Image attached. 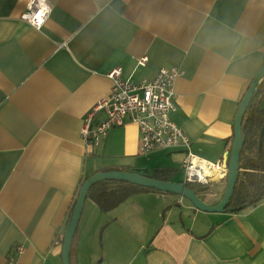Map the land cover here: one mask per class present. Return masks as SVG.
Here are the masks:
<instances>
[{
  "label": "crops",
  "instance_id": "0c3cea01",
  "mask_svg": "<svg viewBox=\"0 0 264 264\" xmlns=\"http://www.w3.org/2000/svg\"><path fill=\"white\" fill-rule=\"evenodd\" d=\"M29 1L0 0V264L18 246L21 264H62L90 177L172 169L170 182L185 181L187 148L143 153L129 119L85 143L86 117L111 94L109 73L141 83L181 69L171 119L195 155L228 164L236 113L264 66V0H51L39 30L21 20ZM223 183L201 201L217 205ZM85 218L71 264H264V200L208 213L140 191L109 213L93 202Z\"/></svg>",
  "mask_w": 264,
  "mask_h": 264
},
{
  "label": "built area",
  "instance_id": "2783aa9c",
  "mask_svg": "<svg viewBox=\"0 0 264 264\" xmlns=\"http://www.w3.org/2000/svg\"><path fill=\"white\" fill-rule=\"evenodd\" d=\"M43 9V14L39 15ZM52 13L51 0H30L21 20L35 29H41ZM39 17V18H38ZM143 59L141 63H145ZM184 72L176 67L162 68L155 79L134 83L121 78V69L109 73L113 86L108 98L99 101L88 114L82 128L86 144H97L113 127L123 126L127 119L139 129L140 149L143 153L178 146L187 148L183 161L185 183L210 185V179L218 176L221 182L227 178L230 162L212 163L195 155L191 141L171 119L176 107L175 82ZM24 252L18 246L9 253L8 264H21Z\"/></svg>",
  "mask_w": 264,
  "mask_h": 264
},
{
  "label": "trees",
  "instance_id": "16d2710c",
  "mask_svg": "<svg viewBox=\"0 0 264 264\" xmlns=\"http://www.w3.org/2000/svg\"><path fill=\"white\" fill-rule=\"evenodd\" d=\"M241 136L244 138V145L239 160L240 173L231 202L226 208V211L231 212L256 205L264 200V80L257 86L247 108L241 126ZM173 175L174 170L161 169L150 178L169 182ZM223 182L226 187V179ZM187 185L196 190L198 195L208 193L211 188V184ZM140 191L167 194L122 181L108 180L95 183L89 190L87 199L92 200L102 213H109Z\"/></svg>",
  "mask_w": 264,
  "mask_h": 264
},
{
  "label": "water",
  "instance_id": "95a60500",
  "mask_svg": "<svg viewBox=\"0 0 264 264\" xmlns=\"http://www.w3.org/2000/svg\"><path fill=\"white\" fill-rule=\"evenodd\" d=\"M263 80H264V66L254 78L249 90L244 95L239 105L238 111L236 113L234 120V140H233V148H232V157L230 160L229 172L226 178V188L222 200L217 205L210 206L204 203L203 201H201L197 191L189 188L187 183H185V181L181 183H174L170 181L164 182L150 178L148 176L138 175L125 171H109V172L97 173L83 183L81 190L79 192L71 220L69 222V225L67 227L64 236L62 264H71L70 256L73 245V239L78 230V226L87 200L88 192L95 183L100 181L117 180L132 185H136L142 188L152 189L162 193L177 195L184 199L189 200L190 203L196 209L202 212H208V213L224 212L231 202L240 173L239 160L244 145V138L241 136L242 122L246 114L247 108L257 90V86ZM218 181H219V177L216 176L210 179V184H215Z\"/></svg>",
  "mask_w": 264,
  "mask_h": 264
},
{
  "label": "rangeland",
  "instance_id": "374dc122",
  "mask_svg": "<svg viewBox=\"0 0 264 264\" xmlns=\"http://www.w3.org/2000/svg\"><path fill=\"white\" fill-rule=\"evenodd\" d=\"M178 178L180 179V180H183L184 178H185V175H184V172H179V176H178ZM184 182V181H183ZM215 189V188H214ZM167 196H171V194H167ZM131 198V197H130ZM129 198V199H130ZM186 201H189V200H187V199H185ZM92 200H90V199H88V201H86V203H85V207H84V212H83V214L84 215H82V217H83V221L85 222V217H86V214L88 213V211H89V205H92Z\"/></svg>",
  "mask_w": 264,
  "mask_h": 264
},
{
  "label": "snow or ice",
  "instance_id": "6c2138e0",
  "mask_svg": "<svg viewBox=\"0 0 264 264\" xmlns=\"http://www.w3.org/2000/svg\"><path fill=\"white\" fill-rule=\"evenodd\" d=\"M43 11H44V10H43V9H41V12L39 13V15H42V14H43ZM38 18H39V17H38Z\"/></svg>",
  "mask_w": 264,
  "mask_h": 264
}]
</instances>
